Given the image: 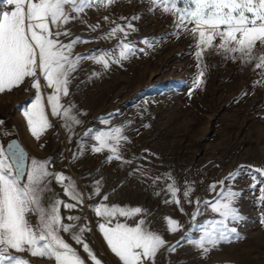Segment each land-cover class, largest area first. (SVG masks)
<instances>
[{
	"label": "rangeland",
	"instance_id": "1",
	"mask_svg": "<svg viewBox=\"0 0 264 264\" xmlns=\"http://www.w3.org/2000/svg\"><path fill=\"white\" fill-rule=\"evenodd\" d=\"M4 5L0 0V11ZM177 7L189 5L177 0ZM70 15L68 23L51 27L60 33L53 38L61 44L79 38L71 53L81 59L71 73L69 95L60 94L59 103L71 105V115L80 122L52 115L47 97L54 89L47 87L38 69L35 77H25L19 86L0 93V148L16 138L29 155L28 168L32 160L47 162L49 172L70 177L82 195V202L76 203L61 184L48 178L45 204L58 198L76 205L60 209L63 222L73 224L71 232L61 233L62 239L85 264H93L72 239L85 227L83 240L102 264H122L98 228L104 219L95 208H140L129 216L116 213L110 226L135 227L143 221L144 228L159 234L166 244L151 264H264V175L256 171L264 170V83H258L264 80V69H256L255 60L245 63L239 54L218 50L219 41L204 51L206 71L203 84L196 87L197 37L190 24L178 27L175 13H165L152 0H105ZM118 26L124 31L109 37ZM123 43L136 49L126 59L119 57ZM100 56L109 58L107 68L91 58ZM34 79L41 85V104L50 124L38 138L24 116L37 95L31 87ZM114 128L126 139L117 146L120 158L108 159L116 153L107 148L95 152L99 144L94 137ZM230 173L235 175L225 179ZM169 185L175 186V197ZM229 187L241 193L235 206L244 219L229 222L236 232L203 253L189 241L200 238L201 225L208 220L220 219L203 202L219 199L217 193ZM68 216L80 219L68 221ZM166 218L178 222L179 228L169 231ZM28 219L37 223L34 214ZM11 254L30 264H54L27 251Z\"/></svg>",
	"mask_w": 264,
	"mask_h": 264
},
{
	"label": "snow or ice",
	"instance_id": "2",
	"mask_svg": "<svg viewBox=\"0 0 264 264\" xmlns=\"http://www.w3.org/2000/svg\"><path fill=\"white\" fill-rule=\"evenodd\" d=\"M108 3L113 0H107ZM153 4L163 7L165 13H175L178 27L187 28L194 25L190 31L197 37L195 56L198 60V74L195 86L203 84L202 77L206 68L203 64V53L214 47V41L219 38L218 50L225 53L239 54L245 62H255L256 69H264V51L257 53V48H264V0H186L189 7L178 8L177 0H152ZM12 10L0 11V93L19 86L25 77H35L37 69L46 81L47 87L54 93L47 97L52 115L62 114L67 120L78 124L80 121L71 115V105L63 107L60 94L69 95L68 85L71 73L76 70L81 59L72 58L71 50L79 38L69 44H61L54 36L51 26L60 27L73 17L71 12L80 13L85 5L105 3V0H4ZM135 18V17H134ZM131 31V24L127 25ZM119 26L113 28L108 36L123 32ZM67 35V33H65ZM127 35V33H125ZM147 43V41H143ZM136 49L130 43H123L119 53L120 59H126L134 54ZM105 68L109 66L106 56L91 57ZM264 77V73H261ZM264 83V80L258 81ZM31 87L37 89L35 102L31 108L24 111L33 136L39 137L50 124L44 115L38 80H33ZM3 121H0L2 124ZM91 132V130H89ZM88 133H85L87 135ZM94 139L99 146L94 148L100 152L107 148L114 156L108 159H119L118 145L122 139L121 129L114 128L108 132H99ZM7 153V154H6ZM23 153L15 144H9L7 150L0 148V264H30L22 257L12 255L27 251L39 258L54 260V264H85L77 251L69 246L61 237V233L71 232L73 224L64 223L60 215L61 207L73 209L74 203H64L60 199H49L45 204V193L48 188V178L53 177L63 187L64 194L76 203L82 202V195L77 190L74 181L62 173H51L47 170V162L32 160L31 167L25 168ZM75 159V156L73 157ZM11 161V163H9ZM264 175V170L257 169ZM26 175V182L23 178ZM230 173L228 179L234 176ZM99 183V182H97ZM221 185L224 181L219 182ZM256 185H252L255 188ZM214 188L215 185H210ZM172 196L176 195L174 185L168 186ZM96 191H99L97 187ZM260 199L264 200V188L260 189ZM189 191L184 192L187 197ZM241 193L229 187L226 191L217 193L219 199L213 202L205 201L213 212L218 213L219 220H208L201 227L203 234L194 243L203 253L209 251L207 246H216L220 241L234 234L235 228H229V222H239L244 217L235 206ZM106 198V197H105ZM173 202L179 203L178 200ZM197 203H200L199 201ZM95 212L103 217L104 222L98 225L111 251L122 261V264H151L157 252L166 244L159 235L143 227V221L135 227L116 223L111 225V218L119 213L129 216L141 212L140 208L125 210L118 207L97 206ZM37 216V223L32 224L28 216ZM193 214V219L195 215ZM68 221H78V216H68ZM169 231L179 228L178 222L166 218ZM264 223V218H262ZM87 231L81 227L72 234V239L81 244L83 251L93 261L102 264L83 240L82 234ZM174 251V247L169 248Z\"/></svg>",
	"mask_w": 264,
	"mask_h": 264
},
{
	"label": "water",
	"instance_id": "3",
	"mask_svg": "<svg viewBox=\"0 0 264 264\" xmlns=\"http://www.w3.org/2000/svg\"><path fill=\"white\" fill-rule=\"evenodd\" d=\"M9 144H15L16 146H18L19 147V149L22 151V153L24 154L23 155V159H24V165H25V168L27 169L28 168V163H29V155H28V153L26 152V150L21 146V144L19 143V141H17V139L16 138H12V139H10V140H8V142L5 144V146L3 147V149H5V152H6V150H7V146L9 145ZM7 154V153H6ZM9 163H11V161H9ZM25 177H26V175H25ZM24 177V178H25ZM23 178V180H25Z\"/></svg>",
	"mask_w": 264,
	"mask_h": 264
},
{
	"label": "built area",
	"instance_id": "4",
	"mask_svg": "<svg viewBox=\"0 0 264 264\" xmlns=\"http://www.w3.org/2000/svg\"><path fill=\"white\" fill-rule=\"evenodd\" d=\"M12 7L14 6H8L7 4L4 5V11H8V10H12ZM194 25L190 24V27L192 28ZM219 42V38H217L214 43H218Z\"/></svg>",
	"mask_w": 264,
	"mask_h": 264
},
{
	"label": "trees",
	"instance_id": "5",
	"mask_svg": "<svg viewBox=\"0 0 264 264\" xmlns=\"http://www.w3.org/2000/svg\"><path fill=\"white\" fill-rule=\"evenodd\" d=\"M1 119V118H0Z\"/></svg>",
	"mask_w": 264,
	"mask_h": 264
}]
</instances>
